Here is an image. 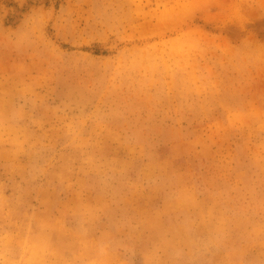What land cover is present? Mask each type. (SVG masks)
Listing matches in <instances>:
<instances>
[{
	"label": "rangeland",
	"instance_id": "obj_1",
	"mask_svg": "<svg viewBox=\"0 0 264 264\" xmlns=\"http://www.w3.org/2000/svg\"><path fill=\"white\" fill-rule=\"evenodd\" d=\"M0 264H264V0H0Z\"/></svg>",
	"mask_w": 264,
	"mask_h": 264
}]
</instances>
